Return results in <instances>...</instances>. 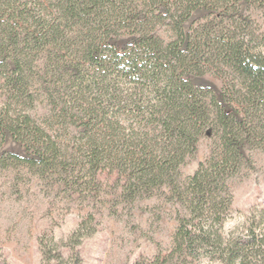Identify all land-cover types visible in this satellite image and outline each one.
Masks as SVG:
<instances>
[{"label":"trees","instance_id":"trees-1","mask_svg":"<svg viewBox=\"0 0 264 264\" xmlns=\"http://www.w3.org/2000/svg\"><path fill=\"white\" fill-rule=\"evenodd\" d=\"M58 1V19L30 12V32L24 27L27 2L0 0L9 10L0 14V79L10 91L27 94L34 110L26 74L33 70L29 53L49 46L57 55L72 39L70 34H76L82 53L71 63L70 77L77 87L45 118L66 124L70 120L82 126L84 137L78 148L66 145L69 142L48 124H39L32 111L13 108L19 102L0 94V133L23 142L30 153L0 156V164L9 166L11 158L39 173L67 176L76 170L70 165L77 160L91 168L93 176L109 167L118 174L120 194L130 200L169 185L186 213L178 219L171 251L158 253L149 264H172L174 253L205 249H215L225 264H246L248 253L254 258L263 255L264 234L250 229L233 239L220 231L232 204L228 180L242 169L244 149L264 152V32L250 13L242 12L256 0ZM37 5L35 1L31 7ZM146 8L151 12L141 16ZM197 11L205 17L187 27ZM155 18L168 20L172 40L138 29L158 23ZM72 24L79 30L71 31ZM126 27L139 35L118 52L111 36ZM83 64L90 74L84 85ZM207 73L222 80L220 95L196 86L189 77ZM204 134L212 139L210 154L180 182V167ZM93 218L85 216L69 242H79L93 231L84 227ZM59 260L56 264H63L61 254Z\"/></svg>","mask_w":264,"mask_h":264},{"label":"rangeland","instance_id":"rangeland-1","mask_svg":"<svg viewBox=\"0 0 264 264\" xmlns=\"http://www.w3.org/2000/svg\"><path fill=\"white\" fill-rule=\"evenodd\" d=\"M35 1L38 5L33 9L31 6ZM263 1L256 0L249 10L242 12L250 13L264 32ZM26 2L28 15L24 27H28L30 32L33 31L30 12L48 19H58L60 15L61 3L58 0H15L16 5ZM0 8V14L9 13L5 9L7 7L0 5ZM143 10L141 16L151 12L149 8ZM203 17L202 11L193 13L186 22L187 27L197 25ZM155 19L159 22L144 27L140 25L138 29L145 34L157 35L165 42L172 40L168 20ZM21 28L18 26L16 29ZM72 30L78 31L79 28L72 24ZM137 35L139 32L134 33L126 27L118 34H112L111 43L120 52ZM69 37L72 39L57 55L49 46L39 52H27L34 61L33 70L26 71L29 92L34 94V110H30L31 98L28 99L27 94L23 96L10 91V86L3 79H0V94L14 103L19 102L20 106L13 104V108L32 111L39 124L52 127L58 136L65 139V144L69 142L66 145L78 148V141L85 134L82 126L71 125L70 120L66 124L64 120L45 118L55 107H61L77 87L78 82L73 83L70 77L71 63L80 59L82 44L76 34ZM83 65L85 71L86 66ZM3 75L1 70L0 77ZM80 77L84 85L90 74L85 71ZM189 77L196 86L209 87L220 95L222 80L218 76L207 73ZM211 148L212 139L202 135L192 156L180 167V182H184L199 163L208 158ZM243 153L242 169L228 180L232 204L220 230L226 238L243 237L250 229L264 234V152L250 148L244 149ZM11 154L29 157L30 153L23 142L0 133V156ZM75 163L70 165V170H76H71L68 176L63 172L61 175L39 173L37 168L13 162L11 158L9 166L0 164V264H56L60 261L59 254L63 264H76V256L77 264H149L158 253L171 251L178 219L186 211L169 185L155 189L150 196L130 200L120 194L116 171L103 167L93 176V170L83 168L80 160ZM89 214L94 218L87 220L84 227L93 231L79 242H69L73 232ZM248 254L246 264H264V254L257 258L251 256L252 253ZM171 263L225 264L215 249L174 253Z\"/></svg>","mask_w":264,"mask_h":264}]
</instances>
